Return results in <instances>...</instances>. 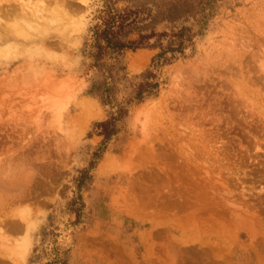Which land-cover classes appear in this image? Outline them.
Wrapping results in <instances>:
<instances>
[{"label": "rangeland", "instance_id": "rangeland-1", "mask_svg": "<svg viewBox=\"0 0 264 264\" xmlns=\"http://www.w3.org/2000/svg\"><path fill=\"white\" fill-rule=\"evenodd\" d=\"M15 1L35 20L0 16V264H264V0H212L94 163L108 109L82 48L105 0ZM157 52L123 53L119 99Z\"/></svg>", "mask_w": 264, "mask_h": 264}, {"label": "trees", "instance_id": "trees-1", "mask_svg": "<svg viewBox=\"0 0 264 264\" xmlns=\"http://www.w3.org/2000/svg\"><path fill=\"white\" fill-rule=\"evenodd\" d=\"M116 1L105 0L99 23L92 28L82 48L88 69L93 70L86 93L108 109L107 118L95 124L102 141L92 153L93 163L105 150L106 142L118 133V123L127 116L130 105L158 96L164 83L161 67L175 60L176 53L182 55L185 48L192 46L193 36L205 29L213 13L212 0H174L162 14L152 12L146 5L117 9ZM189 18L197 25L196 32L192 26L184 25ZM179 21L182 25L174 26ZM161 22L171 24L169 32L156 30ZM143 47H154L158 52L148 68L126 82V97L119 99L118 85L126 80L123 53Z\"/></svg>", "mask_w": 264, "mask_h": 264}, {"label": "bare ground", "instance_id": "bare-ground-1", "mask_svg": "<svg viewBox=\"0 0 264 264\" xmlns=\"http://www.w3.org/2000/svg\"><path fill=\"white\" fill-rule=\"evenodd\" d=\"M13 1H14V0H13ZM13 1H12V2H13ZM16 1H17V0H16ZM16 1H15V2H16ZM21 1H22V0H20V2H21ZM9 2H11V1H8V2H7V4H10L9 8H6L7 11L4 9L5 12H4V13H3V12L0 13V16H3V17H4V18L2 17V18H3L2 20L5 19V21H7L6 18H8L9 15H12V17H13L14 12H15L16 15L14 14L15 16H14L13 19H17V18H16V16H17V17H18L19 19H21V21L23 22L24 20H22V17H24L23 19H25V21H26V19H28V17L31 16L32 19L34 18V20H35V17H33L32 14H31V15H27V11L24 9V5H26V4L23 3V4H22L23 6H21V3H22V2H21L20 4L17 3L19 6H18V7H15V6H14V7H15V8H14V7L12 6L13 3H12V2L9 3ZM11 4H12V5H11ZM14 4H15V3H14ZM17 4H16V5H17ZM0 5H1V4H0ZM2 5H3V4H2ZM4 6H5V5H4ZM26 6H27V5H26ZM3 8H4V7H3ZM16 8H17V9H16ZM25 8H26V7H25ZM1 9H2V7H1ZM1 9H0V10H1ZM29 9H30V8H29ZM29 9L27 8V10H29ZM37 9H38V8H37ZM37 9H36V10H37ZM2 10H3V9H2ZM15 10H18V11L16 12ZM19 10H20V11H19ZM29 11H30V13H31L33 10H32V11L29 10ZM37 11H38V10H37ZM37 11H36V12H37ZM38 12H39V11H38ZM11 13H12V14H11ZM34 15H35V13H34ZM42 15H44V14H42ZM27 16H28V17H27ZM35 16H36V18H37V15H35ZM20 17H21V18H20ZM39 18H40V17H39ZM30 19H31V18H30ZM2 20L0 19V21H2ZM18 21H19V20H18ZM18 21H17V22H18ZM29 21H30V22H34L33 20H32V21L29 20ZM19 22H20V21H19ZM19 22H18V23H19ZM22 22H20V23H22ZM18 23H15V24H18ZM23 23H24V22H23ZM25 23H26V22H25ZM25 23H24V24H25ZM27 23H28V22H27ZM34 23H35V22H34ZM24 24H23V26H22V27H23V30H24V27H25ZM31 24H32V23H31ZM35 24H36V23H35ZM18 25H19V24H18ZM20 25H21V24H20ZM28 25H29V23H28ZM28 25H26V27H27ZM32 25H33V27H34V24H32ZM6 26L9 27L8 24H7ZM6 26H4V27H6ZM10 26H11V25H10ZM35 26H36V25H35ZM37 26H38V25H37ZM37 26H36V27H37ZM7 27L5 28V30H8V29H9V31L12 30V29H10V27L7 29ZM33 27L30 25L29 28H33ZM36 27H35V29H34L35 32L38 31V30L36 29ZM12 28H13V31H19V27L17 28L18 30H17V29L14 30V27H13V26H12ZM15 28H16V27H15ZM21 30H22V28H21ZM36 30H37V31H36ZM13 31H12V32H13ZM32 31H33V30H32ZM13 33H14V32H13ZM36 34H37V33H36ZM23 35H24V34H23ZM29 35H31V34H29ZM14 36H15V35H14ZM25 36H26V35H25ZM25 36H24V37H25ZM9 39L12 40L11 34H6V32H5V31H2V28H0V41H1V40H9ZM7 42H8V41H7ZM11 42H12V41H11ZM2 43H3V42H2ZM9 43H10V41H9ZM9 43H8V44H9ZM7 47H8V46H7ZM7 47H6V48H7Z\"/></svg>", "mask_w": 264, "mask_h": 264}]
</instances>
